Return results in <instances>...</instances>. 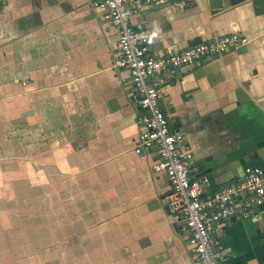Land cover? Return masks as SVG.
<instances>
[{
    "label": "crops",
    "instance_id": "1",
    "mask_svg": "<svg viewBox=\"0 0 264 264\" xmlns=\"http://www.w3.org/2000/svg\"><path fill=\"white\" fill-rule=\"evenodd\" d=\"M218 2L141 4L129 16L154 56L246 38L161 74L160 107L207 193L264 164V0ZM115 46L89 0L0 5V264H201L171 218L155 152L133 151L140 110L127 71L112 67ZM213 239L226 264H264V210L235 213Z\"/></svg>",
    "mask_w": 264,
    "mask_h": 264
},
{
    "label": "built area",
    "instance_id": "2",
    "mask_svg": "<svg viewBox=\"0 0 264 264\" xmlns=\"http://www.w3.org/2000/svg\"><path fill=\"white\" fill-rule=\"evenodd\" d=\"M5 0H0L2 5ZM167 0H89L103 10V17L114 29L116 53L113 68L127 71L135 104L140 110L139 130L133 151L152 150L156 154L151 169L163 172L169 183L166 205L171 218L180 221L188 232V243L201 264H226L222 246L213 239L216 226L235 213L250 214L264 210V164L242 167L239 177L207 193L206 179L191 175L192 154L181 132L171 128L160 107L161 74L187 65H196L205 58L246 45V38L227 33L185 48L154 56L150 39L133 30L129 16L141 4L157 7Z\"/></svg>",
    "mask_w": 264,
    "mask_h": 264
},
{
    "label": "water",
    "instance_id": "3",
    "mask_svg": "<svg viewBox=\"0 0 264 264\" xmlns=\"http://www.w3.org/2000/svg\"><path fill=\"white\" fill-rule=\"evenodd\" d=\"M210 1H211L210 5H213L214 7L219 6L218 0H210ZM212 2L215 4H212Z\"/></svg>",
    "mask_w": 264,
    "mask_h": 264
}]
</instances>
